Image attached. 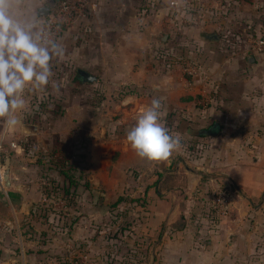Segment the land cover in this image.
Wrapping results in <instances>:
<instances>
[{
    "label": "crops",
    "instance_id": "1",
    "mask_svg": "<svg viewBox=\"0 0 264 264\" xmlns=\"http://www.w3.org/2000/svg\"><path fill=\"white\" fill-rule=\"evenodd\" d=\"M48 1L27 0L25 7L40 19L39 11ZM206 1L212 7L222 6L223 14L229 13L232 2L235 3L234 12L231 11V17L226 18L229 22L224 21L227 25L231 22L237 28L250 29L257 34L264 28V0ZM112 2L106 8L110 22L116 21L119 14L120 20H127L131 1ZM108 25V28L96 27L93 30L90 48L72 49L75 42L71 38L72 32L61 39L63 60L70 58L80 67L76 72L79 85L99 84L97 74L100 71L101 82L107 84L110 91L118 90L122 84L139 88V93L118 96L114 105H108L107 114L102 113L100 107H95L89 119L87 111L75 106L68 108V112L55 123L68 145L74 133L89 136L92 189L86 193L94 196L90 195L93 209L89 215L91 219L82 216L71 226L74 228L71 237L84 246L89 244V248L98 246L94 253H87L90 258L100 261L97 264H103L99 257L104 252L100 246L105 242V235L100 230L101 212L112 211L111 204L117 202L118 192L121 195L126 191L133 198L140 196L145 200L139 208L142 212L140 219L133 226L129 225V228H135V234L125 232L131 236H126L125 242H131V246L139 242L142 252L135 251L139 255V264H148L146 261L150 259L149 264H264V151H260L264 149V54L253 56L243 51L220 49V39L215 42L204 40L207 36L218 37L217 32L200 33L203 51L208 56L204 57L207 70L192 79V95H189L186 88L191 83L187 80L181 79L180 84L173 76L155 75L144 63L148 48L143 51L141 41L140 50L137 49L138 43L134 44L130 29H117L113 27L114 23ZM80 35L85 36V32ZM165 37L168 39L165 35L159 41L166 42ZM78 71L96 77L97 81L92 84L83 82ZM146 86L152 91H145ZM216 86L220 89H215ZM186 96H192V99H183ZM153 97L163 98L162 119L170 133L183 137V131H189L188 124L192 122V139H183L192 144V158L186 151H181V147L172 154L173 157L159 161L142 159L131 149L126 133ZM200 99L201 106L203 101L208 104L198 107ZM186 100H192V111H177ZM130 104L133 106L127 107ZM173 107L176 111H171ZM74 111H77L76 115ZM74 116L76 123L73 122ZM230 119L232 121L229 122ZM224 122L229 124L226 126ZM216 123L221 127L217 136L195 135V132L207 130ZM249 123L251 127L248 130H257L258 134L250 141L257 149V162L253 159L246 164L245 140L234 138L230 142L226 134H229L230 127L240 131L242 125ZM256 124H259L257 128L254 127ZM184 145L181 141V146ZM231 147L236 150L231 151ZM177 154H181L179 159ZM180 159L187 165L186 170L177 163ZM125 167L142 171L137 192L128 187L125 189L128 183L134 185V179L122 173ZM10 177V192L18 197L12 201L9 193L6 196L13 211L25 213L31 209L34 197L39 193L34 188L14 184L13 175ZM101 185L105 187V193L100 189ZM220 189H226L230 214L216 221L209 218L206 209L210 208L208 205L213 194ZM96 196L98 202L94 201ZM108 222L109 226L117 227V217L112 216ZM95 226L98 230L93 236ZM108 240L113 242L111 238ZM151 244L149 256L147 249ZM115 248L110 250L114 252L110 256L116 257ZM128 257L132 261L133 255ZM113 264L118 263L114 261Z\"/></svg>",
    "mask_w": 264,
    "mask_h": 264
},
{
    "label": "rangeland",
    "instance_id": "2",
    "mask_svg": "<svg viewBox=\"0 0 264 264\" xmlns=\"http://www.w3.org/2000/svg\"><path fill=\"white\" fill-rule=\"evenodd\" d=\"M66 1L70 2L71 7L77 6L78 3V0H60L51 12L59 23L61 22L59 19H63V17L57 16L59 6ZM85 1L89 8L86 10V17L74 19L66 31L56 38L59 43L66 33L72 32L74 34L71 38L75 39L72 49L78 50L83 46L90 48L93 44L91 34L96 27L104 29L108 28V24L114 23L113 27L117 29L128 28L134 44L138 43L137 49L140 50L141 44L143 51L148 48L144 63L148 64L154 71L153 73L158 76H173L180 84H182L181 79L187 80V83H191V86L186 88L187 93H190L189 95H192V79L195 77L188 74V70L196 69L197 76H201V73H206L205 70H207L204 59L207 55L203 51L199 34L217 32L220 39L218 47L231 50L229 43L231 38H234L237 29V26L231 22L228 25L224 23V21L229 22L226 18H230L234 12L235 3L233 2L229 13L223 14L222 6H209L206 0H129L131 2L128 19L120 20L119 14L116 21L111 20L110 22L106 8L114 0ZM118 1L116 0V2ZM231 11L232 13H230ZM125 23L126 25H124ZM244 24L247 23L244 22ZM82 32H85V36L80 35ZM165 35H168L167 41H159ZM233 47L235 48L236 45ZM52 68V79L59 84V92H54L51 84L45 92L28 91L26 93V107L23 113L18 114L20 123L4 133L2 121H0V264H76L82 260V257H89L90 254L88 255V253L99 248L98 246H94L93 249L89 248V244L84 246L79 240L71 237V230L74 229L71 226H74L82 216L91 219L93 209L90 201L92 195L88 194L92 189L89 180L91 174L90 151L88 149L89 136L84 133H74L72 142L68 145L66 137L59 134L60 128L55 127V123L57 119L68 112V108L75 106L87 111L90 114L89 119L92 118V109L95 107H100L102 113L107 114L108 105H114L113 102L117 100L118 96L139 93V88L134 87V85L122 84L117 87L118 90L110 91L109 86L101 82L103 77L100 71L97 74L100 78L99 84L79 85L76 80V72L80 67L74 64L70 58L68 60L54 59ZM217 88L220 89L219 86L215 87V89ZM144 89L145 91H152L147 86ZM140 90L142 91V89ZM190 98L192 99V96H186L183 99ZM201 100L197 102V106L200 108L202 107L199 104ZM219 103L220 101L217 102V104ZM132 106L133 104H130L127 107ZM180 110L192 111V100H186L181 108H177V111ZM171 111L176 110L173 107ZM74 113L76 115L77 111ZM73 118V122L76 123V117ZM230 121L232 120L230 119ZM224 123L226 126L229 124ZM251 123L242 125L240 131L238 128L230 127L229 134H226L230 138V142L234 138L245 140L246 164L251 163L253 159L257 160L255 153L257 149L252 147L250 141L256 138L258 134L257 130H248ZM233 124L235 125L236 121ZM257 125L259 124L254 127L257 128ZM30 126L36 127L37 133L28 130ZM187 130L189 131H183V137L180 136L182 143L185 144L183 147L181 146V151H186L192 158V144H187V140H183L184 137L189 140L192 139L190 136L192 122H189ZM230 150L233 151L236 148L231 147ZM260 151H264V149H260ZM8 154L11 155L9 169L10 176L13 175L14 184L34 188L39 193L34 197L31 209L25 213L13 211L6 196L11 191L12 186L7 189L1 179ZM180 157L181 154L176 155L177 159ZM177 163L181 169L186 170L187 165L184 160L180 159ZM72 166L77 168L70 172L69 167ZM139 170L141 169L124 168L122 173L134 179V185L128 183L125 189L129 188L133 192L140 189L137 186L142 171ZM67 172H69L68 175L76 178L77 185L70 186ZM78 177L82 180L77 181ZM100 189L105 193L103 185ZM67 191L69 192L67 193ZM86 191L88 192L86 193ZM118 196V200L122 199V202L118 204L120 207L114 206V202L111 204V208H114L112 211L107 209L101 212L102 226L100 230L105 235V242L104 245L100 246L104 252L99 254V257L103 264H113L114 261L118 264H125V262L127 264H139L140 262L137 260L139 255L135 252L140 250L139 242L132 244V246L134 245L132 247L131 242H125L126 236L131 237L125 232L135 234V228H129V225L133 226V223L140 219L142 212L139 208L142 201L145 202V200L140 196L133 198L131 193L126 191L121 195L118 192ZM20 198L22 201L23 198L21 196ZM94 201L98 202V196L95 197ZM112 216L117 217L118 223L115 228L109 226L108 221L112 219ZM97 230V226H95L92 232L93 236ZM108 238L113 239V242H109ZM114 246L116 247L117 258L110 256L114 253L110 251L113 250ZM151 248L152 244L147 249L149 256L152 253ZM140 251L142 252V250ZM128 254L133 255L132 261ZM94 255L98 257V254ZM146 262L151 263V259ZM97 263L100 261L94 257H89L85 264Z\"/></svg>",
    "mask_w": 264,
    "mask_h": 264
},
{
    "label": "clouds",
    "instance_id": "3",
    "mask_svg": "<svg viewBox=\"0 0 264 264\" xmlns=\"http://www.w3.org/2000/svg\"><path fill=\"white\" fill-rule=\"evenodd\" d=\"M27 0H0V121L6 133L23 113L26 93L45 92L52 79L54 59L64 58V48L43 22L25 5ZM163 98L153 97L126 133L136 155L149 161L167 160L181 147L180 137L170 133L162 119Z\"/></svg>",
    "mask_w": 264,
    "mask_h": 264
},
{
    "label": "built area",
    "instance_id": "4",
    "mask_svg": "<svg viewBox=\"0 0 264 264\" xmlns=\"http://www.w3.org/2000/svg\"><path fill=\"white\" fill-rule=\"evenodd\" d=\"M59 8L57 16L59 18L63 17V19H59L61 21L60 23L55 20L53 13L42 20L45 30L50 32L51 36L55 39L66 31V28L73 23L74 19L77 20L85 18L87 15L86 10L89 9L85 0H78L77 6L74 7H71L70 2L66 1L60 5ZM231 43L236 45V47L234 48ZM229 44L233 51H243L245 54L253 56L262 55L264 54V28L258 34L252 32L250 29L237 28L234 38H231ZM188 72V74L192 77H196L198 75L196 69H189ZM201 104L202 106H206L208 103L207 101H203ZM208 206L210 207L214 220L221 221L227 218L230 214L227 192L224 190L216 191L213 194L211 203ZM87 260V257H82V260L76 264H85Z\"/></svg>",
    "mask_w": 264,
    "mask_h": 264
},
{
    "label": "water",
    "instance_id": "5",
    "mask_svg": "<svg viewBox=\"0 0 264 264\" xmlns=\"http://www.w3.org/2000/svg\"><path fill=\"white\" fill-rule=\"evenodd\" d=\"M60 2V0H49L48 3H46V5L44 7H42L39 11V15H40V20L42 21L44 18L48 17L52 10L56 8V6L58 5V3ZM167 37L164 38V40H166ZM205 41H209V42H215L218 41L219 38L216 36H207L204 38ZM78 75L80 80H82L83 82H86L88 84H92L94 82L97 81V78L87 74L84 71H78ZM28 130H30L31 132L37 133V128L36 127H28ZM221 130V127L219 124H214L212 127H210L207 130H202V131H198L195 132V135H199V136H217L219 134ZM10 163H11V155L8 154L5 160V169H4V174H3V182L4 185L7 189H10L11 187V179H10Z\"/></svg>",
    "mask_w": 264,
    "mask_h": 264
},
{
    "label": "trees",
    "instance_id": "6",
    "mask_svg": "<svg viewBox=\"0 0 264 264\" xmlns=\"http://www.w3.org/2000/svg\"><path fill=\"white\" fill-rule=\"evenodd\" d=\"M77 167H75V166H72V167H69V171L70 172H72V170H74V169H76ZM67 175L69 174V172H67L66 173ZM68 178H69V182H70V186L71 187H73V186H75V184L77 185V182L75 181V179L76 178H73L71 175H68ZM79 180H82L80 177H78V179H77V181H79ZM76 182V183H75ZM69 191H67V193H68ZM9 197L12 199V201H13V199H15L16 197H18V195H16L15 193H13V192H9ZM122 202V199H119L118 201H117V203H115L114 204V206L115 205H118L119 203H121ZM206 213L208 214V216H209V218L210 219H212V220H214V217L212 216V214H211V211H210V208L209 209H206Z\"/></svg>",
    "mask_w": 264,
    "mask_h": 264
}]
</instances>
